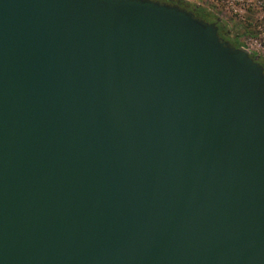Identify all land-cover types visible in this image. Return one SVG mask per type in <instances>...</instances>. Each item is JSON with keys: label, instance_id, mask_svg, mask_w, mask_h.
<instances>
[{"label": "water", "instance_id": "water-1", "mask_svg": "<svg viewBox=\"0 0 264 264\" xmlns=\"http://www.w3.org/2000/svg\"><path fill=\"white\" fill-rule=\"evenodd\" d=\"M0 264H264V66L156 0H0Z\"/></svg>", "mask_w": 264, "mask_h": 264}, {"label": "rangeland", "instance_id": "rangeland-1", "mask_svg": "<svg viewBox=\"0 0 264 264\" xmlns=\"http://www.w3.org/2000/svg\"><path fill=\"white\" fill-rule=\"evenodd\" d=\"M208 10L230 43L248 50L264 66V0H173Z\"/></svg>", "mask_w": 264, "mask_h": 264}, {"label": "trees", "instance_id": "trees-1", "mask_svg": "<svg viewBox=\"0 0 264 264\" xmlns=\"http://www.w3.org/2000/svg\"><path fill=\"white\" fill-rule=\"evenodd\" d=\"M156 1H160V2H163V3H166L162 0H156ZM175 4V3H174ZM180 6L182 7H185L186 9H188L189 11H192L194 12V14L198 17V18H201L203 19L204 21L208 22V23H215V19L213 18V16L208 12V10L204 9V8H199V7H193V8H189V6L187 7V5H181ZM219 27V26H218ZM220 29L219 28V32H220ZM220 36L227 40L226 37L224 35H222V33H220ZM228 41V40H227ZM233 46L237 47V48H241V45L239 44H234V43H231Z\"/></svg>", "mask_w": 264, "mask_h": 264}, {"label": "flooded vegetation", "instance_id": "flooded-vegetation-1", "mask_svg": "<svg viewBox=\"0 0 264 264\" xmlns=\"http://www.w3.org/2000/svg\"><path fill=\"white\" fill-rule=\"evenodd\" d=\"M162 1H164L166 3H170V4H174L175 3V2H173V0H162ZM177 4H178V2H177ZM219 33H222L221 32V29H220V32ZM222 35H223V33H222Z\"/></svg>", "mask_w": 264, "mask_h": 264}]
</instances>
